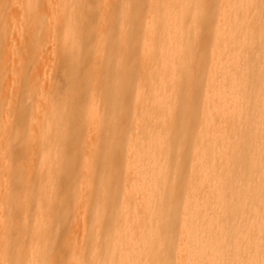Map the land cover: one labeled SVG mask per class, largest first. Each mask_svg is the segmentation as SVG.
<instances>
[{"label":"bare ground","instance_id":"obj_1","mask_svg":"<svg viewBox=\"0 0 264 264\" xmlns=\"http://www.w3.org/2000/svg\"><path fill=\"white\" fill-rule=\"evenodd\" d=\"M0 264H264V0H0Z\"/></svg>","mask_w":264,"mask_h":264}]
</instances>
